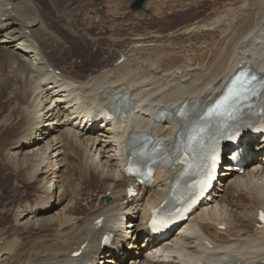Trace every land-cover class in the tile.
<instances>
[{"label": "bare ground", "instance_id": "6f19581e", "mask_svg": "<svg viewBox=\"0 0 264 264\" xmlns=\"http://www.w3.org/2000/svg\"><path fill=\"white\" fill-rule=\"evenodd\" d=\"M147 3V10L138 13L149 11ZM85 5L102 22L99 11ZM74 7L70 0L62 6L60 0H0V159L9 171L8 184L15 180L20 188L19 177L36 184L35 199L21 200L13 210L20 226L9 234L1 231L0 264L264 261V228L257 220L264 209V163L256 159L243 174L227 173L215 197L183 223L189 229L156 242L146 234L149 207L168 197L180 168L157 171L154 182L138 184L139 193L132 196L128 187L137 180L122 173L128 153L123 162L117 144L122 139L123 150L130 137L149 127L158 140L174 147L184 128L181 119L145 128L134 121L148 122L162 109L176 116L183 108L207 105L245 67L264 80L259 57L264 55V0L234 1L225 6L226 14L218 10L167 35H135L112 60L91 66L73 62V49H66V43L74 38L90 47L74 55L91 62L98 59L105 38L114 39L109 51L117 50L114 26L109 35L99 34L89 19H75ZM81 8L76 6L75 12ZM122 55L124 61L117 64ZM127 95L130 102L120 111L119 132L115 122L106 127L105 118L98 125L89 119L92 113L97 117V112L118 107ZM253 113L264 118L262 86L241 109V114ZM89 179L99 192L86 198H96L86 211L79 203ZM221 191L224 195L216 199ZM107 192L109 198L101 199ZM54 193L58 208L51 213ZM105 235L114 248H104ZM138 247L147 252L144 260ZM79 249L83 253L75 256Z\"/></svg>", "mask_w": 264, "mask_h": 264}, {"label": "rangeland", "instance_id": "374dc122", "mask_svg": "<svg viewBox=\"0 0 264 264\" xmlns=\"http://www.w3.org/2000/svg\"><path fill=\"white\" fill-rule=\"evenodd\" d=\"M68 1L69 0H60V5H65ZM234 1L237 2L239 0H148L147 7L149 11L138 13L140 11L135 12L130 8L133 0H70V3L73 6H82V8L79 10L77 9L76 12L75 7L71 10L75 19L82 16L89 19V22L91 24L89 26H93V30L97 33L102 35H109L108 30L110 29V26H114L113 34L117 37V40H115L117 44V50L110 52L108 49L109 43L111 41H114V39H109L112 37H108L103 40L100 39L103 41V46L100 45V47H98L99 51L96 56L98 59H94L91 62L88 59L83 61L82 58H80V54L74 55L76 53H81L82 51L84 52L83 49H91L90 47L83 48V45L79 39L73 38V42L70 41L68 44L66 43V49H68V46L72 47L74 53L70 57H73V62H75L79 66H91L102 59H107L110 61L118 55V51L121 47L131 42L135 35H137L135 37H140L139 35H141V37L150 36L151 33L154 36L167 35L169 34V32H173L174 30L176 31L181 27L197 21L198 19H202L203 17L208 16L216 11H220L219 15H224V13L226 14L227 9H225V6H228ZM41 2L42 4H46L48 3V0H41ZM85 4H89V6L92 5L99 11L102 22L99 23V17L95 19L94 14H92L91 12H87ZM157 10H159V13ZM65 16L68 17L67 15ZM58 28L61 31H66L60 24ZM65 34L69 35V32ZM70 36L71 35H69V37ZM84 56L89 55L87 54ZM10 90L11 88L8 89V92ZM35 140H39L38 134L35 135ZM74 160L77 161L76 158ZM6 174H9V171L2 167V160L0 159V237L2 229H5L9 234L11 233L12 229L16 228L17 225L20 226V223H17L15 221V212H13V210H16L18 202L21 200L33 201L35 199L36 184H34V186L28 185L25 183L22 177H19V184L21 185L20 188L17 189V182H15V180H12L8 184L7 179L9 176H7ZM92 184H95V182L90 181L89 179V181L85 182L83 185V194L81 195L79 203V208L83 210L88 209L89 204L96 201V198H90L86 201V198L89 195L92 196L94 193L99 192L98 190L94 191L95 186L92 187ZM14 187H16V190H14ZM107 193V196L101 194L100 198L103 199L104 197L108 199L109 192ZM54 194L55 197H53V200L51 201V203L53 204L51 213H55L58 208L56 205L58 203V194ZM221 195H224V191H221L219 193V196L217 195L216 199H220ZM235 196L238 197L239 193H236ZM223 199H226V196ZM85 202H87V205H85ZM55 209L56 211H54ZM3 242L4 239H0V244H2ZM138 248L137 251H141L142 254L139 255L140 259L144 260L145 257L143 254H146L147 252L144 249Z\"/></svg>", "mask_w": 264, "mask_h": 264}, {"label": "snow or ice", "instance_id": "6c2138e0", "mask_svg": "<svg viewBox=\"0 0 264 264\" xmlns=\"http://www.w3.org/2000/svg\"><path fill=\"white\" fill-rule=\"evenodd\" d=\"M259 83L264 87V80L256 74L249 72H241L235 79L234 85L228 90L227 95L218 100L214 105L210 106L201 119L204 121L203 125L195 130L194 135L187 140V147L189 150L197 153L199 164L197 165V175L201 177L198 181L200 191L203 192L205 188L210 186L211 181L215 178L214 172L220 157L216 154V145L211 144L207 148L202 143V133L206 127L213 122H226L228 120L236 119L237 105L240 103L241 96L247 94H256L255 85ZM227 139H235L238 132L229 135L227 132L223 134ZM218 143V139L216 141ZM195 145V147H193ZM261 220H264V213H261ZM159 223L162 227L166 226L165 221L153 220V224Z\"/></svg>", "mask_w": 264, "mask_h": 264}, {"label": "water", "instance_id": "95a60500", "mask_svg": "<svg viewBox=\"0 0 264 264\" xmlns=\"http://www.w3.org/2000/svg\"><path fill=\"white\" fill-rule=\"evenodd\" d=\"M147 0H134L131 3V9L133 11H141V10H147V8L145 7Z\"/></svg>", "mask_w": 264, "mask_h": 264}]
</instances>
